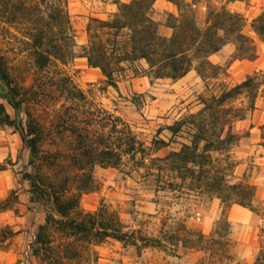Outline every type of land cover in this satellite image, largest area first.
Returning a JSON list of instances; mask_svg holds the SVG:
<instances>
[{"label":"rangeland","instance_id":"rangeland-1","mask_svg":"<svg viewBox=\"0 0 264 264\" xmlns=\"http://www.w3.org/2000/svg\"><path fill=\"white\" fill-rule=\"evenodd\" d=\"M132 1L66 0L69 24L63 25L62 33H72L77 44L84 45L91 18L112 19L121 3ZM55 3L0 0V61L13 83L25 89L32 115L44 125L40 158L29 163L30 152L19 133L0 124V264L49 263L46 255L34 256L30 248L37 226L50 215L59 219L48 197L30 201L29 181L23 175L37 171L61 187L69 180L64 197L75 206L67 217L84 220L89 227L68 238L69 232L61 228L51 231L54 264L61 261L64 242H68L66 248L77 251L74 257L62 258L69 264H254L264 248V83L228 102L243 108L234 120L240 139L229 148L228 159L220 161L227 165L229 183L254 185L250 206L232 202L223 211L215 196L181 189L183 184L171 186L169 181L180 180L170 178L173 174L158 158L185 141L167 126L199 110L201 97L218 95L264 70V41L252 27L253 19L264 10V0H146L142 7H149L147 14L159 22L163 35L185 39L180 49L192 46L179 60V65H187L188 56L189 70L173 76L169 59L150 54L152 64L144 58L122 62L112 83L86 57H70L67 41L62 60L51 56L45 67L35 66V51L44 46H35L33 37L43 30L45 49L50 51L59 36L52 20ZM222 9L241 20L227 21L220 15L212 19L207 14ZM174 17L182 26L176 25ZM126 19L129 23L140 20L137 15ZM194 26L201 30L199 35ZM209 26L219 43L213 52L198 45ZM238 32L252 41L254 58L237 56ZM193 37L192 45L188 42ZM60 75L72 81L74 90L58 82ZM6 90L0 76V104L12 118L24 121V111L15 114L5 100ZM125 124L138 141L134 152L124 153L121 160L113 158L116 163L106 162L100 153L77 154L76 126L81 134L86 131L80 127H89V137L98 140L106 138L107 130L108 139L117 143L124 134L115 131ZM224 216L227 222L222 221L218 234L212 235L214 222ZM112 229L130 236L118 240L105 235ZM140 237L157 241L143 242Z\"/></svg>","mask_w":264,"mask_h":264},{"label":"trees","instance_id":"trees-1","mask_svg":"<svg viewBox=\"0 0 264 264\" xmlns=\"http://www.w3.org/2000/svg\"><path fill=\"white\" fill-rule=\"evenodd\" d=\"M145 1L133 0L130 3H121L119 12L112 19L91 18L87 28L89 33L88 41L84 45H79L72 33L63 35V25L69 24V18L65 10L66 0H56L52 20L57 26L59 36L54 45L52 44V50L50 51L45 49L46 40L44 39L45 33L43 30L33 37L35 46L39 48L44 46V49H36L35 51V66L37 68L45 67L51 56L62 60L64 56L63 45L67 41L66 44L69 47L68 55L70 57H86L88 64L98 67L110 83L114 81V73L117 68H120L122 62L144 58L148 63L152 64L150 54L160 56L162 59H169L172 65L171 70L174 72L173 76H182L189 70L191 59L187 56V65H179V60L185 59L184 51L191 50L192 46L180 49L185 39L175 38L174 34L170 37H165L159 30V22L149 18L147 14L149 7H144L143 9L142 6ZM207 14L211 15L212 19L220 15L225 17L227 21L236 20V22H239L241 20L238 15L224 9L220 11L211 10ZM136 15L140 18L139 21L129 23V20L126 19ZM171 16L173 17V15ZM174 20L178 21V18L174 17ZM180 24L181 20L176 25ZM252 27L264 41V10L253 19ZM194 31L198 35L201 33V30L195 26ZM200 36L201 39L198 40V45L208 48L210 52L218 49V37L215 32H211L210 26ZM236 38L241 45L236 47L237 56L254 58L255 48L252 45V41L239 32ZM195 42V37H193L192 41L188 43L193 45ZM196 49L199 50L198 46ZM198 72L201 76H204L202 72ZM0 76L5 80V86L7 87L5 100L9 106L15 114L21 109L25 113L24 121L22 119L17 121L0 104V124L12 127L19 133L22 144L29 149V163H33L35 159L40 158V141L44 136V125L40 123L36 116L32 115L28 107L30 103L25 89L17 87L13 83L6 65L4 69L1 61ZM58 82L66 84L70 92L71 89L74 90L73 88H75L72 81L65 75H60ZM262 83H264V70L255 73L254 76L247 78L232 88L223 89L218 95L212 94L208 97H201L200 100L203 106L199 110L188 112L167 126L171 134L185 138V141L179 142L180 147L178 149L171 150L166 156L158 158L173 174H169L170 178H178L180 180V183H178L172 179L168 184L173 187L183 184L181 189L186 188L201 196H215L221 201L223 211H226L228 205L232 202L250 206L254 196V185L248 181L229 183L225 175L227 165L220 164V161L228 159L229 148L240 139L239 133L234 130V120L241 116L243 108L235 107L228 104V102H231V99L242 91L258 88ZM103 113L108 115L106 110H103ZM64 114L65 112L62 113V117ZM61 126L65 129V125L61 123ZM81 128L86 132L79 133L78 126H76L77 135L75 136L78 145L75 146H77V154L87 156L88 154L100 153L103 160L107 158L106 162L116 163L117 160L122 159L124 153H132L137 148L138 141L128 124L115 131L124 134L117 143H113V141L108 139L107 130L103 132V136L106 138L98 140L94 136L89 137V133H87L89 127H80L79 129ZM159 142L163 141L160 140ZM113 158H116V161H112ZM103 160H100V162H103ZM23 176L29 181L30 201L34 202L36 196L48 197V199L52 200L55 214L59 217L57 219L54 215L48 216L44 224L37 226L33 234V240L30 242L31 253L34 256H39V254L46 255L47 260H49L48 264H54L56 259L53 257V251H51V231L61 228L69 232L66 235L68 238L69 236L85 232L89 227L84 220L76 221L74 218L67 217L69 210L75 206V203L72 204L69 197H64L65 186H68L67 182L69 180L65 181L64 186L61 187L47 179H43L42 176L38 175V171L35 174L24 173ZM222 221L227 222L225 216L214 222L212 235L218 234ZM100 228L103 229L105 227ZM70 231L73 233H70ZM108 234L118 240H123L125 237L130 236L128 232L122 231V229H112L109 233H105V235ZM140 240L143 242H148L149 240L157 241V239L151 237H140ZM67 243L64 242L65 248L61 251V261L55 264H69L62 261V258L64 260L65 256H67L66 254H70L71 257L77 255V251L66 248ZM254 264H264V248L257 254Z\"/></svg>","mask_w":264,"mask_h":264},{"label":"crops","instance_id":"crops-1","mask_svg":"<svg viewBox=\"0 0 264 264\" xmlns=\"http://www.w3.org/2000/svg\"><path fill=\"white\" fill-rule=\"evenodd\" d=\"M5 148H6V151H7L8 150L7 139H5Z\"/></svg>","mask_w":264,"mask_h":264}]
</instances>
